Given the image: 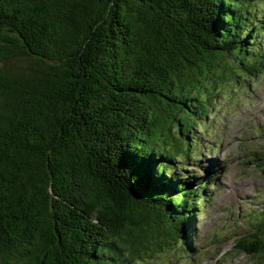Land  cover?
Masks as SVG:
<instances>
[{
	"label": "trees",
	"instance_id": "16d2710c",
	"mask_svg": "<svg viewBox=\"0 0 264 264\" xmlns=\"http://www.w3.org/2000/svg\"><path fill=\"white\" fill-rule=\"evenodd\" d=\"M263 74L264 0H0V264L190 251L215 182L179 163ZM248 220L232 250L263 259L264 202Z\"/></svg>",
	"mask_w": 264,
	"mask_h": 264
},
{
	"label": "rangeland",
	"instance_id": "374dc122",
	"mask_svg": "<svg viewBox=\"0 0 264 264\" xmlns=\"http://www.w3.org/2000/svg\"><path fill=\"white\" fill-rule=\"evenodd\" d=\"M216 100L192 135L201 163L192 158L179 163L183 178L203 177L209 161L218 163L210 175L215 186L207 184L205 211L189 231L192 249H167L144 264H264V258L232 250L234 238L246 231L264 201V74L246 81L239 77L236 88L225 86Z\"/></svg>",
	"mask_w": 264,
	"mask_h": 264
}]
</instances>
